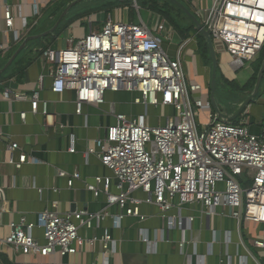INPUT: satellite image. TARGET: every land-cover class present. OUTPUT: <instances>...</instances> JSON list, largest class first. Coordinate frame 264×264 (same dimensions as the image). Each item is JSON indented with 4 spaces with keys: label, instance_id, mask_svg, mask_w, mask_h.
I'll return each mask as SVG.
<instances>
[{
    "label": "built area",
    "instance_id": "obj_1",
    "mask_svg": "<svg viewBox=\"0 0 264 264\" xmlns=\"http://www.w3.org/2000/svg\"><path fill=\"white\" fill-rule=\"evenodd\" d=\"M194 16L231 56L233 68L240 69L258 59L264 47V0H216L209 15L195 10ZM4 24L12 28L9 6L5 7ZM174 35L165 21L148 27L140 19L130 23L108 17L101 31L90 30L76 44L41 51L42 60L53 67L50 91L56 95L74 93L76 115L82 114L84 105H103L107 92L134 93L132 104L142 112L114 114V123L106 129L104 138L95 140L85 152L95 154L111 173L109 177H95L86 191L94 198L103 195L106 208L115 207L119 213H60L53 204L39 213L36 223L25 217L10 222L1 245L23 255L63 257L76 254L85 243L93 247L101 242L106 254L112 243L107 230L89 239L81 237L79 230L91 229L107 218L114 228L126 217L144 222L148 217L140 211L143 204L158 210L167 231L191 229L194 217L181 216V211L190 206L200 207L201 213L209 215L223 209L245 227L251 223L264 225V141L243 124L220 120L209 101L203 100L201 85L187 84L180 60L163 49V42H171ZM5 49L0 45V54ZM38 97V91L31 97L10 91L3 95L5 101H29L33 114L38 111ZM153 110L157 111L155 116ZM202 110L208 114L206 123L200 125ZM41 113L49 122L45 104ZM19 117L24 121L25 113ZM68 143V153H76L74 134L68 135ZM15 152L17 159L13 157ZM6 154V163L17 170L28 162L15 143ZM65 176L59 171L58 177ZM79 179L77 173L71 175L68 188ZM5 203L0 187V215ZM38 228L39 239L33 235ZM141 240L149 241L146 235ZM252 245L261 251L264 264V241ZM183 246L181 241L179 248Z\"/></svg>",
    "mask_w": 264,
    "mask_h": 264
},
{
    "label": "crops",
    "instance_id": "obj_2",
    "mask_svg": "<svg viewBox=\"0 0 264 264\" xmlns=\"http://www.w3.org/2000/svg\"><path fill=\"white\" fill-rule=\"evenodd\" d=\"M124 1L0 0V45L6 48L5 53L0 54V187L6 198L0 215V240L7 235L10 222L25 217L28 222L36 223L39 213L51 209L53 204H56L60 213H119L115 207L106 208L103 195L94 198L86 191V185L93 184L95 177H109L111 173L101 165L95 154L85 152L87 148L93 147L95 140L104 138L106 129L114 123V114L142 112L141 107L132 104L136 95L107 92L103 105H84L82 114L78 116L75 114L74 93L67 91L56 95L50 91V72L53 67L42 60L41 51L49 48L66 49L76 44L87 31H101L108 17L115 22L138 23L139 19L145 22L138 12L137 0H131L138 8V11L135 9L133 12L122 5ZM149 1L155 3V0H146L151 4ZM162 1L175 7L168 0ZM176 1L186 7L182 4V1L185 2L193 15L195 10H202L204 15H209L210 8L216 2ZM6 6L12 11L10 29L4 24ZM175 9L177 14L181 11ZM146 11L153 23L164 21L157 11L148 7ZM170 27L175 35L171 42H163V49L170 57L180 60L187 84L201 85V96L204 101H209L211 57L210 61L201 59L196 36L190 33L189 37L182 40L178 32ZM23 43L24 47L19 50ZM218 44L215 56L221 77H215L214 100L217 111L225 115V122L243 124L251 134L264 141V78L253 102L234 119L243 102L253 93L255 85L247 91H241L239 87L248 84L254 73L252 64L240 69L233 68L231 56ZM240 71L244 74L238 73ZM225 81L238 86L225 85ZM9 91L26 97L38 91L37 113L31 112L29 101H5L3 95ZM43 104L50 116L49 122L41 113ZM21 112L25 113L24 121L20 120ZM207 114L205 110L199 112L200 125L206 123ZM69 134L75 136L74 154L68 153ZM12 143L17 144L28 159L19 170L6 163L7 149ZM13 155L17 159L18 153ZM59 171L67 176L58 177ZM74 173L80 179L68 188L67 181ZM134 195L144 197L141 193ZM140 211L148 217L144 222L126 217L118 228H114L111 219L107 218L94 224L91 229L79 230L84 239L100 237L102 231L107 230L112 243L106 254L101 242L93 247L85 243L76 254L63 257L58 254L47 257L23 255L0 244V264H239V261L242 264H262L261 251L252 244L254 241H264V225L251 223L245 227L230 218L223 209H217L214 215H209L201 213L200 207L190 206L181 211V216L194 217L191 229L167 231L155 207L143 204ZM33 235L39 239L41 230L35 229ZM143 235L148 238V243L142 242ZM181 241L184 245L182 250L179 248Z\"/></svg>",
    "mask_w": 264,
    "mask_h": 264
},
{
    "label": "trees",
    "instance_id": "obj_3",
    "mask_svg": "<svg viewBox=\"0 0 264 264\" xmlns=\"http://www.w3.org/2000/svg\"><path fill=\"white\" fill-rule=\"evenodd\" d=\"M122 5H125V6L129 7V9H131L133 7V2L131 0H126V1H124L122 3ZM147 7H148V5H147ZM179 14L183 17V20L186 19V21H188V25H181L178 22L173 21V17L169 13L167 15H165L164 17H165V19L167 21L170 22V24L172 25V27L178 32V34L180 35V37L182 38V40L183 39H186L187 37H189V34L190 33L193 34L194 36H196V38H197V46H198L197 51L199 52V55H200L201 59L203 61L204 60L210 61V53H209V50H208V47H207V44H206L204 38L196 31L193 23L191 22V20L186 15H184L181 11H179ZM164 17H162V18H164ZM263 59H264V47H263V49H262V51H261L258 59L254 63H252V69H253L254 75H253L251 81L248 84H246L243 88H240L239 87V90H241V91H247V90H250L251 88L254 87L255 82H256V78H257V74H258V71H259L260 66L262 64ZM4 65L2 66V68L4 67ZM217 77L218 78L221 77V73H220L219 68H217V70H216V78ZM224 84L225 85L231 84L232 86L234 84L235 86H238L236 83L231 82V81H225ZM252 102L253 101L251 100L250 103H252ZM212 112L215 113L213 110H212Z\"/></svg>",
    "mask_w": 264,
    "mask_h": 264
},
{
    "label": "water",
    "instance_id": "obj_4",
    "mask_svg": "<svg viewBox=\"0 0 264 264\" xmlns=\"http://www.w3.org/2000/svg\"><path fill=\"white\" fill-rule=\"evenodd\" d=\"M170 3H172V5H174L176 8H178L179 10H181L193 23L196 31L204 38L209 53H210V57H211V83H210V105L211 107L218 113V109L214 100V93H215V77H216V70H217V61H216V56H215V52L213 49V45H212V41L210 39V35L209 33L200 25L199 21L196 19V17L184 6L180 5L176 0H168ZM66 13V11H65ZM26 43V42H25ZM25 43H23L20 47L19 50H21ZM16 56V55H15ZM15 57H13L12 60H14ZM10 64V63H9ZM264 78V60L263 63L258 71L257 74V79H256V83H255V87L253 90V93L251 94L250 97H248L243 104L241 105V107L239 108V110L237 111V113L234 116V119L249 105L250 101L255 98L257 96L258 90L260 88L261 82ZM219 118L221 120L224 121V119L226 118L225 116L221 115L220 113H218ZM231 120V119H228Z\"/></svg>",
    "mask_w": 264,
    "mask_h": 264
},
{
    "label": "rangeland",
    "instance_id": "obj_5",
    "mask_svg": "<svg viewBox=\"0 0 264 264\" xmlns=\"http://www.w3.org/2000/svg\"><path fill=\"white\" fill-rule=\"evenodd\" d=\"M151 4H148V2L146 3V0H144V1H141V0H137V2H136V4H137V7L139 8V13H140V16H141V18L145 21L144 23L149 27V26H151L152 24H153V19H150L149 20V17H148V13H147V11H146V7H147V5H148V8H151L152 10H155V11H157L158 13H160L161 15H163L162 17H164L165 15H167L168 13H170L172 16H173V14L175 15V16H173V17H175V20H174V18H173V21H176V22H178L179 24H181V25H188V21H186V19L185 20H183V17L178 13L177 14V10L175 9V7H172L169 3H167V2H164V1H162V0H155V3L156 4H158V5H155V3H153L152 1H149ZM182 4H184L186 7H187V4L185 3V2H183L182 1ZM136 9V7L133 5V7L130 9V11L131 12H133L134 10ZM172 13H171V12ZM177 14V15H176ZM164 21H165V23L168 25V26H172L171 24H170V22L169 21H167L166 19H165V17H164V19H163ZM207 31V30H206ZM208 32V31H207ZM89 32L87 31V34H88ZM210 39H211V37H210ZM211 41H212V45H213V49H214V52H215V50L217 49V51H218V43L217 42H214L212 39H211ZM247 65H249V64H245V66H247ZM243 68V67H242ZM238 73H243L244 74V72L243 71H240V72H238ZM257 79V78H256ZM256 83V82H255ZM223 85V84H222ZM134 107H136V106H134ZM156 113L157 112H152V115L153 116H155L156 115ZM223 116H225V115H223ZM201 121V119H199V122ZM227 123H230V122H227ZM234 124V123H233Z\"/></svg>",
    "mask_w": 264,
    "mask_h": 264
}]
</instances>
